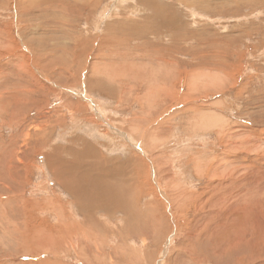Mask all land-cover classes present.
Instances as JSON below:
<instances>
[{
    "label": "rangeland",
    "instance_id": "rangeland-1",
    "mask_svg": "<svg viewBox=\"0 0 264 264\" xmlns=\"http://www.w3.org/2000/svg\"><path fill=\"white\" fill-rule=\"evenodd\" d=\"M138 1L0 0V158L12 164L11 177L0 167V264H235L241 256L222 254L211 234L223 232L213 221L226 193L263 200L264 0H158L178 28L158 24L153 33L140 25L164 17L144 14ZM94 77L103 84H88ZM56 149L82 157L86 170L102 159L108 176L135 173L141 189L131 203L145 214L156 199L166 228L125 227L120 208L96 209L90 223L50 168ZM34 223L55 234V252L38 242L21 250ZM197 223L200 236L187 238ZM76 235L88 236L81 248Z\"/></svg>",
    "mask_w": 264,
    "mask_h": 264
},
{
    "label": "bare ground",
    "instance_id": "bare-ground-1",
    "mask_svg": "<svg viewBox=\"0 0 264 264\" xmlns=\"http://www.w3.org/2000/svg\"><path fill=\"white\" fill-rule=\"evenodd\" d=\"M92 2V0H89ZM94 1V0H93ZM139 5L142 9V11L144 12L145 10L147 11L144 14H148V13H154L155 15L158 14L160 17V14L163 15V22H156V21H152L150 19V17H148L149 19L145 20V22L140 25L141 28L146 29L147 31H149V33H153V31H158L159 25L158 24H163L164 25V29L168 30L169 32H172V30H175L176 28H178V26L174 25V19L173 17L175 15H173V17H171L172 14V7L168 6V5H163L160 4L158 2V0H139ZM79 3V2H78ZM83 3V2H82ZM77 4V3H76ZM81 4V3H80ZM74 5V4H73ZM79 5V4H78ZM178 6V5H177ZM79 7V6H77ZM138 7V6H137ZM84 8V7H83ZM139 8V7H138ZM70 9V8H69ZM81 9V8H80ZM208 9V8H207ZM78 10V9H77ZM139 10V9H138ZM206 10V9H205ZM70 11V10H69ZM141 11V10H140ZM207 11V10H206ZM146 18V17H144ZM162 19V18H160ZM173 19V20H172ZM179 19V18H178ZM120 24H124L126 25L125 27L127 28H133V25L135 27H138V24L135 22H131L130 24H125V22L120 21ZM178 24V23H177ZM117 27V25L115 26ZM124 27V26H123ZM135 31V30H134ZM141 32V31H140ZM146 34H148L147 32H145ZM138 34V33H137ZM156 34V33H155ZM160 34V33H159ZM141 35V34H140ZM163 37V36H162ZM182 38V37H181ZM180 38V39H181ZM88 42V41H87ZM76 43V42H75ZM84 44H86V42H84ZM82 44V45H84ZM81 52L86 51V49H82L81 48ZM99 51V50H98ZM74 55L77 56V50L73 51ZM100 53V52H99ZM75 56L73 58H75ZM81 56V55H80ZM97 57V56H96ZM84 60V59H83ZM169 60V59H168ZM85 61V60H84ZM96 61V60H95ZM94 61V63H95ZM85 63V62H84ZM77 65V64H76ZM94 65V64H93ZM101 66V65H100ZM104 66V65H103ZM95 68V67H93ZM100 68V67H99ZM102 68V67H101ZM104 69V68H103ZM102 69V70H103ZM101 70V71H102ZM95 73V72H94ZM96 74V73H95ZM102 74V72H101ZM97 75V74H96ZM94 75V76H96ZM104 75V74H103ZM106 76V75H105ZM95 79H90L89 78V82L88 84H92V83H99V85H102L104 80L103 78H98V77H94ZM89 85V86H90ZM95 86V85H94ZM104 86V85H103ZM93 87V86H92ZM21 91V90H20ZM105 92V91H104ZM21 93H23L21 91ZM107 93V92H106ZM13 96V95H11ZM17 95H14L13 98H16V100L19 102L18 105L20 106V99H17ZM21 96H19L20 98ZM25 99V98H24ZM14 100V99H13ZM26 100V99H25ZM15 101V100H14ZM16 104V103H15ZM25 104L24 100H23V105ZM25 107V106H24ZM23 107H21L22 109ZM223 132V131H222ZM230 132V131H229ZM228 133V132H227ZM229 135V134H228ZM11 138V137H10ZM14 139V138H12ZM80 141V140H77ZM14 142V140H13ZM79 143V142H78ZM28 144V143H27ZM91 145V144H90ZM34 146V145H33ZM50 146V145H49ZM80 146V145H79ZM86 146V144H84V147ZM89 147V146H88ZM92 147V146H91ZM5 148V147H4ZM43 148H45L43 146ZM58 149V148H57ZM54 151L56 153H54V156L48 155V163L50 164V168L52 169V171L55 174V178L58 180V182L61 184V186L68 191L69 193L72 194V198L74 197L79 205V209L83 210V212L86 214V218H88V220L90 221V223L95 219L93 211L95 212L96 209L102 208L104 211H106V214H111L113 211H115L116 209L120 208L121 210H123V214H124V223H125V227L126 225L129 224H133L135 223L136 226L139 227H147L150 226L152 228V230H154L155 232H157V230L162 229L161 227H165L168 225V219L167 216L165 217L164 215H159L158 211L159 209V203L156 199H153V202H147L145 205L146 207V213L142 214V210L140 211L139 208L136 206V204H132L131 200H132V193L136 192V193H140V181H142L140 178H136L135 173H130L129 170L127 171L125 168V170L128 172H121V171H116L117 172V177H111L108 176L109 174H111L112 172H108V171H104V167L102 166L103 160L100 159L99 162L95 165V168H90L88 170L83 169L81 166H77L79 164L82 163V160L79 155L75 154L76 156H74V154H71L72 159L71 160H67L62 158V153L64 152V149L62 150H57ZM3 150V149H2ZM66 150V149H65ZM80 151L83 150L79 149ZM67 152V150H66ZM5 153V152H4ZM94 152H91L89 155H87V157H91L92 154ZM11 154V153H10ZM25 154V153H24ZM17 154H12V157L16 156ZM23 155V153H22ZM67 155V154H66ZM18 156V155H17ZM68 156V155H67ZM70 156V155H69ZM85 156V155H84ZM46 157V156H45ZM65 157V155H64ZM69 157V158H71ZM68 158V157H67ZM88 159V158H87ZM129 159V158H128ZM86 161V160H85ZM11 160L8 159V157H1L0 158V167H1V173H8L9 172V176L11 177L12 175V171L8 170L7 168H9L12 164H10ZM141 162V161H140ZM86 164V163H84ZM83 164V165H84ZM88 164V163H87ZM119 164V163H118ZM117 164V165H118ZM123 165V164H122ZM132 165V164H131ZM7 167V168H6ZM86 167V165H85ZM87 168V167H86ZM137 168V167H136ZM261 168H263L261 166ZM242 170V169H241ZM255 171V169H252ZM67 171H70L69 173H67ZM111 171H113L111 169ZM115 171V170H114ZM217 171V170H216ZM223 171V170H222ZM257 171V170H256ZM255 171V172H256ZM82 172H84L86 175L82 174ZM159 172V171H158ZM164 172V171H163ZM215 172V171H214ZM236 172H238L236 170ZM142 173V172H141ZM247 175V174H246ZM243 176V175H242ZM248 176V175H247ZM252 176V175H251ZM255 176V175H253ZM257 176V173H256ZM164 179V178H163ZM218 179V178H217ZM230 180V179H229ZM237 180V179H236ZM13 181V179H12ZM248 181H252L249 180ZM244 182V181H243ZM257 182V181H256ZM136 183V184H135ZM145 183V182H144ZM238 183V182H237ZM248 183V182H247ZM260 183V181H259ZM143 184V182H142ZM210 184V183H209ZM225 184V182H224ZM146 185V184H145ZM219 185V184H217ZM238 185V184H237ZM257 185V184H256ZM143 186V185H142ZM221 186V185H219ZM226 186V185H225ZM259 186V185H258ZM212 187V186H210ZM235 187V186H234ZM134 188H136L134 190ZM219 188V187H218ZM255 188V187H254ZM146 189V187H145ZM211 189V188H210ZM216 189V188H215ZM143 190V189H142ZM212 190V189H211ZM214 190V189H213ZM218 190V189H217ZM223 190V189H221ZM255 191V190H254ZM217 193V191H214ZM219 192V191H218ZM129 193V194H128ZM212 193V192H210ZM215 193V194H216ZM213 194V193H212ZM214 194V195H215ZM228 196H224L221 201H220V210H218L217 212H215V214H217V218H215V221L213 222H217L220 225L223 226V232L222 233H218L216 234L214 232V230H212L211 234L214 239L217 240L218 243V247L219 251H223L222 254L224 253H228L230 251V249L232 250L233 253L235 254H241L240 257L237 258V263L235 264H241V262L243 261L244 264H257L258 261L260 260V256L259 254H264V238H261L262 236L264 237V193L263 195V200L259 201V202H255L252 204H248V203H242L243 199H241L239 196L235 195V193L233 192H228L226 193ZM217 195V194H216ZM214 197V196H213ZM218 198V197H217ZM201 199V198H200ZM259 199V198H258ZM257 199V200H258ZM216 200V199H215ZM136 201V200H135ZM134 201V202H135ZM219 201V200H217ZM226 203H225V202ZM74 202V201H73ZM244 202V201H243ZM216 204V203H215ZM138 205V204H137ZM218 205V204H217ZM256 208L257 210H259V216L258 218L256 217V215L253 214V209ZM119 210V209H118ZM120 210V211H121ZM59 211V210H58ZM79 211V210H78ZM88 211V213L86 212ZM160 212V211H159ZM61 213V212H60ZM61 215V214H59ZM201 217V216H200ZM214 217V216H213ZM208 219L210 218V216L208 215L207 217ZM43 219V218H42ZM60 219V218H59ZM97 219V218H96ZM105 219V218H104ZM30 220V219H29ZM206 220V218H205ZM205 220H202V223H204ZM211 221V219H209ZM217 220V221H216ZM38 221V220H36ZM31 222V221H29ZM60 222H62L60 220ZM59 222V223H60ZM148 222H153V226L148 223ZM200 222V221H199ZM206 222V221H205ZM93 223V222H92ZM200 223V224H202ZM40 224V223H39ZM47 224V223H45ZM65 224V223H64ZM74 224V223H73ZM70 224V227L71 225ZM80 224V223H79ZM102 220H98L97 221V229H101L102 227ZM207 224V223H206ZM61 225V224H60ZM89 225V224H88ZM91 225H95V224H91ZM37 225L36 223H34L31 226L32 229V236H29L26 239V244L23 245L21 247V250L24 249V247L30 243L32 245H38L36 242L39 243V246H46L49 244V249L50 251L55 252V248L53 247V245L55 244V242L52 243V241L54 239H56L55 234L50 230L49 227H47V225ZM63 225H61L60 227H62ZM205 226V225H203ZM66 227V224H65ZM78 228V226H76ZM93 227H96L93 226ZM109 227V226H108ZM170 227V226H169ZM67 228V227H66ZM129 228V227H128ZM171 228V227H170ZM58 229V227H57ZM65 229V228H64ZM200 229V225L199 223H197L196 227H195V232L191 231L190 233H188L186 236L187 238L190 237H195V236H200L197 234V232ZM214 229V228H213ZM123 230V229H122ZM149 230V229H148ZM151 230V231H152ZM206 230V229H205ZM124 231V230H123ZM136 231V230H135ZM161 231V230H160ZM62 232V231H61ZM69 232V231H68ZM75 232V231H73ZM72 232V234H73ZM101 232V231H100ZM138 232V231H137ZM77 234L79 232H76ZM160 233V232H159ZM57 234V233H56ZM153 235H156L154 233H151ZM204 234V233H203ZM202 234V235H203ZM208 234V233H205ZM201 235V236H202ZM144 236V235H143ZM225 236H230L231 238L228 239V237ZM77 239L79 240V242L81 241L80 244V248L81 245L83 243V241H88V236L86 238L82 239L80 237H78L76 235ZM145 238V237H144ZM200 238V237H199ZM203 238V237H202ZM207 238V237H206ZM261 238V239H260ZM143 239V238H142ZM154 240L156 238H153ZM153 240V241H154ZM186 240V239H185ZM183 240V241H185ZM188 240V239H187ZM196 240V239H195ZM199 240V239H198ZM201 240V239H200ZM145 241V240H144ZM152 241V243H153ZM193 241V240H192ZM215 241V240H214ZM78 242V241H77ZM197 242V241H196ZM212 242V241H211ZM224 243V249L221 248V243ZM52 243V244H51ZM64 243L69 244V239L65 240ZM93 243V242H92ZM86 244V246L90 248L91 244ZM183 243V242H182ZM215 243V242H213ZM99 244V243H98ZM101 244V242H100ZM99 244V245H100ZM187 244V243H186ZM192 244V242H191ZM195 244V242H194ZM98 245V246H99ZM103 245V243L101 244ZM79 246V245H78ZM85 246V247H86ZM94 246V244H93ZM143 247L146 246V243L144 242ZM196 247V245H194ZM214 246V244H213ZM35 247V246H34ZM47 247V246H46ZM74 247V246H73ZM102 247V246H101ZM114 247V246H113ZM179 247V246H178ZM96 248V247H95ZM94 248V249H95ZM186 248V247H185ZM189 248V247H188ZM209 248V247H208ZM48 249V248H46ZM92 248V250H94ZM99 249V248H98ZM119 246L117 247L115 245L114 248H112V252L114 254H117L119 251ZM194 249V248H193ZM62 250V249H61ZM65 250L67 251V247L65 248ZM65 250H62L63 252H66ZM91 250V249H90ZM97 250V249H96ZM144 250V249H143ZM209 250V249H208ZM214 250V249H213ZM111 251V249H110ZM72 252V251H71ZM75 253H77L76 257L81 256L80 253L81 251H74ZM99 252L98 254H100V256L102 255V260L105 259V253L97 250L96 253ZM196 253V251H194ZM193 252V253H194ZM208 252V251H207ZM231 251V255L233 254ZM31 253V252H30ZM67 253V252H66ZM247 253V254H246ZM76 255V254H75ZM216 255V254H215ZM191 255H189L190 257ZM197 256V255H195ZM199 256V255H198ZM207 258V255H205ZM225 256V255H224ZM227 257V256H226ZM225 257V258H226ZM79 258V260H82L83 258H85V256H83ZM101 258V257H99ZM196 258V257H195ZM55 259V258H54ZM263 259V258H262ZM84 260V259H83ZM86 260V259H85ZM100 260V259H99ZM194 260V259H193ZM208 260V259H207ZM214 260V259H213ZM57 261V260H56ZM201 261V260H200ZM225 261V260H224ZM109 262V261H108ZM207 262V261H206ZM209 262V261H208ZM215 262V261H214ZM223 262V261H222ZM54 263V262H53ZM59 263V261H58ZM82 264H87L85 261L81 262ZM57 264V263H55ZM200 264V263H199ZM206 264V263H205ZM213 264V263H212ZM220 264V263H219ZM230 264V263H229ZM258 264H264L263 261H260V263Z\"/></svg>",
    "mask_w": 264,
    "mask_h": 264
}]
</instances>
